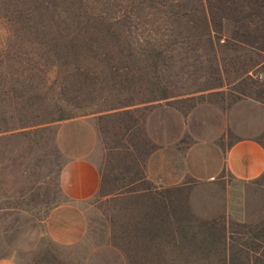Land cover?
<instances>
[{"label":"rangeland","instance_id":"obj_1","mask_svg":"<svg viewBox=\"0 0 264 264\" xmlns=\"http://www.w3.org/2000/svg\"><path fill=\"white\" fill-rule=\"evenodd\" d=\"M239 98L264 104V0H0V247L20 264H86L103 246L125 264H264V175L244 221L225 213L227 177L179 176L187 139L165 154L178 183L151 179L156 107ZM73 117L95 126L101 184L86 238L62 246L45 220L64 201L55 135Z\"/></svg>","mask_w":264,"mask_h":264},{"label":"crops","instance_id":"obj_2","mask_svg":"<svg viewBox=\"0 0 264 264\" xmlns=\"http://www.w3.org/2000/svg\"><path fill=\"white\" fill-rule=\"evenodd\" d=\"M155 110L160 111L161 136L152 139L158 145L157 151H163L160 169L163 174L159 180L151 178L153 183L160 188L177 184L179 176H187L197 183L215 184L227 177L221 198L225 213L236 220H247L248 186L264 175V104L239 98L227 106L216 102L198 103L185 113L169 105ZM55 139L63 157L57 182L64 201L48 213L45 233L55 244L75 246L84 241L89 231L84 204L101 184V174L93 158L98 134L91 119L73 117L58 123ZM184 139L189 142L179 159L181 172L178 176L173 169L170 178L174 180L169 181L165 177V154L174 152V147ZM0 264L20 263L0 247ZM86 264L125 262L118 249L103 246L92 250Z\"/></svg>","mask_w":264,"mask_h":264},{"label":"trees","instance_id":"obj_3","mask_svg":"<svg viewBox=\"0 0 264 264\" xmlns=\"http://www.w3.org/2000/svg\"><path fill=\"white\" fill-rule=\"evenodd\" d=\"M208 27L210 28L211 26H210V24H208ZM209 31V30H208ZM210 34V32L208 33V35ZM104 36V35H103ZM103 36H102V38H103ZM95 38H97V36L95 37ZM261 57H263V56H261Z\"/></svg>","mask_w":264,"mask_h":264}]
</instances>
